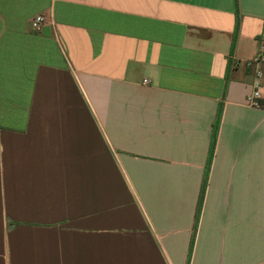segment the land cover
<instances>
[{
  "label": "crops",
  "instance_id": "0c3cea01",
  "mask_svg": "<svg viewBox=\"0 0 264 264\" xmlns=\"http://www.w3.org/2000/svg\"><path fill=\"white\" fill-rule=\"evenodd\" d=\"M263 37L264 0H0V264H264Z\"/></svg>",
  "mask_w": 264,
  "mask_h": 264
},
{
  "label": "built area",
  "instance_id": "2783aa9c",
  "mask_svg": "<svg viewBox=\"0 0 264 264\" xmlns=\"http://www.w3.org/2000/svg\"><path fill=\"white\" fill-rule=\"evenodd\" d=\"M44 22V16L43 15H37L33 18L31 21V26L33 29H39L41 24ZM260 47L258 54L256 57L250 61H247L245 64L248 67H253L255 71V85H256V90L253 92V94L249 97V105L251 106H257V100L261 97V92H260V79L262 77V71H261V66L264 65V37L260 39Z\"/></svg>",
  "mask_w": 264,
  "mask_h": 264
},
{
  "label": "trees",
  "instance_id": "16d2710c",
  "mask_svg": "<svg viewBox=\"0 0 264 264\" xmlns=\"http://www.w3.org/2000/svg\"><path fill=\"white\" fill-rule=\"evenodd\" d=\"M238 21V20H237ZM213 149V147H211ZM205 184V183H204Z\"/></svg>",
  "mask_w": 264,
  "mask_h": 264
}]
</instances>
